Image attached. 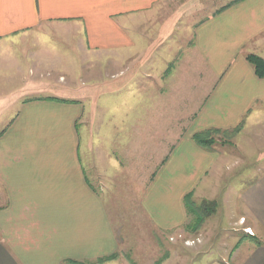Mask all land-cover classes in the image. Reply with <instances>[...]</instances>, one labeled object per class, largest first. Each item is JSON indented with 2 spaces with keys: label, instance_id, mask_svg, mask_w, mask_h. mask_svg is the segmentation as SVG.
<instances>
[{
  "label": "crops",
  "instance_id": "crops-1",
  "mask_svg": "<svg viewBox=\"0 0 264 264\" xmlns=\"http://www.w3.org/2000/svg\"><path fill=\"white\" fill-rule=\"evenodd\" d=\"M165 2L0 0V40L74 26L61 34L108 56L102 67L116 64L121 84L115 107H87L78 90L20 101L0 132V264H116L121 194L159 232L194 222L187 198L222 211L204 227H222L228 250L194 257L184 238L163 264H264V79L245 60H264V0L180 6L176 19L200 14L189 46L172 41L153 59L172 31L159 21L175 16ZM207 131L202 148L193 136Z\"/></svg>",
  "mask_w": 264,
  "mask_h": 264
},
{
  "label": "rangeland",
  "instance_id": "rangeland-1",
  "mask_svg": "<svg viewBox=\"0 0 264 264\" xmlns=\"http://www.w3.org/2000/svg\"><path fill=\"white\" fill-rule=\"evenodd\" d=\"M208 1L213 0H166L162 4L168 14L173 12L175 16L159 20L161 23L170 24L172 31L169 33L170 38H167L169 34H163L165 36L158 42L159 46L154 53L158 54L153 59H159L160 54L169 57L163 52L165 46L172 41L181 50L189 46L193 27L199 21L200 14L190 11L182 20L174 17L179 14L177 12L180 6L194 5L192 10H197ZM227 2L228 0H221L219 5L223 6ZM178 23H183V31L175 29ZM75 30L76 27L71 25H45L38 32L0 40V132L14 118L20 101L28 98L57 96L64 99H79V96L73 95L78 90L80 93H86L85 98L79 100L88 104L87 107L104 100L115 107V103L121 97L116 95L121 84L116 80L118 68L115 62V65L103 68L101 59L108 56L82 50L81 37L77 34H61ZM102 93L104 95L100 98ZM119 198L124 199V203L118 205L120 208L118 211H111L114 216H112L114 228L118 231L119 261L116 264H163L166 252L171 251L170 247L175 246L177 242L182 243L184 238L194 239L184 242L187 246H194L192 252L198 250V246H201L200 251L206 253L215 251L222 254L228 250V244L222 241L224 238H218L222 227L215 229L212 226L206 230L208 223L207 227H204L206 219L216 215V203L213 212L201 225L195 227L197 220L194 218L195 221L190 222L186 230L182 227L172 232H159L150 225L142 211H133L134 207L132 202L129 204L128 194H121ZM221 212L218 209L216 217ZM252 235L251 232L250 236ZM195 255L196 253L194 257Z\"/></svg>",
  "mask_w": 264,
  "mask_h": 264
},
{
  "label": "trees",
  "instance_id": "trees-1",
  "mask_svg": "<svg viewBox=\"0 0 264 264\" xmlns=\"http://www.w3.org/2000/svg\"><path fill=\"white\" fill-rule=\"evenodd\" d=\"M245 60L252 67L255 76L259 79H264V60L256 55H247ZM214 133L215 132L212 131L199 133L193 136V140L198 146L202 148H209L213 144L212 135H214ZM186 201L191 207L192 215L195 220H197L195 222V227L201 225L202 221L213 212L215 206L212 202H202L199 206H196L189 201V198H187ZM115 257L116 256H110L108 258L98 260L94 264H103L114 260Z\"/></svg>",
  "mask_w": 264,
  "mask_h": 264
},
{
  "label": "built area",
  "instance_id": "built-area-1",
  "mask_svg": "<svg viewBox=\"0 0 264 264\" xmlns=\"http://www.w3.org/2000/svg\"><path fill=\"white\" fill-rule=\"evenodd\" d=\"M244 232H245L246 234L251 235V231H250V229H245Z\"/></svg>",
  "mask_w": 264,
  "mask_h": 264
}]
</instances>
